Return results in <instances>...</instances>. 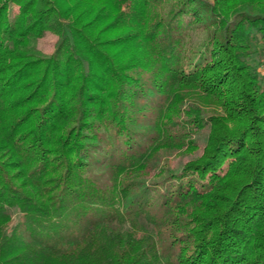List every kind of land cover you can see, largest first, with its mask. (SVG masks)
<instances>
[{
	"label": "trees",
	"instance_id": "1",
	"mask_svg": "<svg viewBox=\"0 0 264 264\" xmlns=\"http://www.w3.org/2000/svg\"><path fill=\"white\" fill-rule=\"evenodd\" d=\"M228 2L0 0V264H264V7L228 19ZM202 12L210 40L184 55ZM209 123L195 177H123Z\"/></svg>",
	"mask_w": 264,
	"mask_h": 264
},
{
	"label": "rangeland",
	"instance_id": "2",
	"mask_svg": "<svg viewBox=\"0 0 264 264\" xmlns=\"http://www.w3.org/2000/svg\"><path fill=\"white\" fill-rule=\"evenodd\" d=\"M210 2L215 3L216 0H208ZM229 2L223 6L219 5L218 9L221 8L222 13H224L226 16H228V19H231L234 13L239 9H251V10H260L264 7V0H228ZM171 3L161 4L159 7L156 6V8L150 7L149 9V15L147 21H155L159 15H165L168 13ZM13 12H17V7H13ZM210 15L208 13L202 12L200 17L193 19V16L191 17L192 26L189 27L186 40H185V46H184V55H189L191 52H195L201 44L204 42L210 40V33L209 30L213 27L210 25L207 27L205 22L208 20ZM183 23H185L183 21ZM127 29L125 27L119 28L118 31L112 32V34L117 35L118 33L124 32ZM58 40V35L56 32L52 30H48L43 37L37 40L36 46L38 50H40L41 54L43 55H50L53 53L56 47V42ZM137 49V48H136ZM253 50L255 51L251 57L250 62L256 66L259 70V78L261 80L262 88L264 89V39L262 41H259L257 44H254ZM151 62V66H152ZM153 68V67H151ZM148 72L144 70H134L133 72H138L139 75H148L151 70L148 67ZM196 97L192 95L187 100L186 104L183 105V108L185 106H191L192 105H198L200 110L205 113L206 117L209 115H214L218 113H222L224 111L223 106L218 102L213 100L212 98L203 99L205 101L197 100ZM202 99V98H200ZM186 101V100H185ZM180 105V104H179ZM149 113V112H148ZM150 114H148L149 116ZM71 120H68L69 125L71 124ZM211 133V127L210 123L204 126L201 130L198 132H191L187 137L190 140V143H172L171 146H165L158 150L156 153V156L147 164L143 169L139 171H125L123 177L126 179H139L142 181L140 185L143 184V186H146L149 190L154 188L156 191H160L167 182L172 173H177L176 176L172 179L174 181H178L179 174L183 175L182 169L186 165V163L190 161H194L200 156H202L204 152V147L207 142V138ZM5 150V149H4ZM6 152V150L4 151ZM102 166L101 168H98V174L101 173V176L104 178H108V171ZM105 170V172H104ZM181 170V171H180ZM177 171V172H176ZM105 173V174H104ZM195 177L196 173H189L187 172L186 175H183V179L188 177ZM15 216L17 217V214L15 213ZM172 226L173 228H171ZM170 226L167 230V233L172 234V229L177 227V220L172 218L170 220ZM171 228V229H170Z\"/></svg>",
	"mask_w": 264,
	"mask_h": 264
}]
</instances>
